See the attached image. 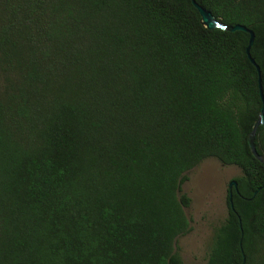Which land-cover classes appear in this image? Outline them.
Returning a JSON list of instances; mask_svg holds the SVG:
<instances>
[{
    "label": "trees",
    "instance_id": "1",
    "mask_svg": "<svg viewBox=\"0 0 264 264\" xmlns=\"http://www.w3.org/2000/svg\"><path fill=\"white\" fill-rule=\"evenodd\" d=\"M195 1L260 75L192 0H0V264H184L207 157L241 174L205 264H264V0Z\"/></svg>",
    "mask_w": 264,
    "mask_h": 264
},
{
    "label": "rangeland",
    "instance_id": "2",
    "mask_svg": "<svg viewBox=\"0 0 264 264\" xmlns=\"http://www.w3.org/2000/svg\"><path fill=\"white\" fill-rule=\"evenodd\" d=\"M0 68V91L4 86ZM241 174L234 164L207 157L186 172L181 185L191 201L185 212L190 228L176 238L174 248L184 264H205L216 227L227 215L228 184Z\"/></svg>",
    "mask_w": 264,
    "mask_h": 264
},
{
    "label": "water",
    "instance_id": "3",
    "mask_svg": "<svg viewBox=\"0 0 264 264\" xmlns=\"http://www.w3.org/2000/svg\"><path fill=\"white\" fill-rule=\"evenodd\" d=\"M192 3L196 6V8L199 11L200 14V21L202 23V25L206 28L212 29V28H221V29H225V30H244V31H248L249 32V44L247 46V55L249 56L250 60L256 65V68L258 70V73L260 75V68L259 66L255 63L254 58H252L250 56V51L249 48L253 42L254 39V33L251 29L247 28L245 25L243 24H234V25H227L224 24L222 22H220L209 10H207L206 8L202 7L200 4H198L195 0H192ZM259 91H260V96L261 99L263 101V104L261 106L260 109V113L258 115V117L256 118V120L254 121V124L252 126V129L248 135V145L249 148L252 152V154L259 160L262 162V164L264 165V156L259 154L256 150L255 147V133H256V129L260 124L264 125V96H263V92H262V88H261V84H260V77H259ZM232 188H237V182L235 179H232L229 184H228V199L230 201V204L232 206L231 200H232Z\"/></svg>",
    "mask_w": 264,
    "mask_h": 264
}]
</instances>
